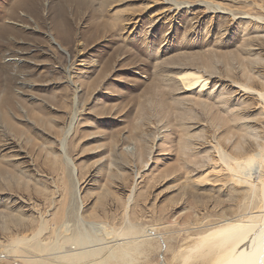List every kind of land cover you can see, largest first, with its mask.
Returning <instances> with one entry per match:
<instances>
[{
    "label": "rangeland",
    "instance_id": "rangeland-1",
    "mask_svg": "<svg viewBox=\"0 0 264 264\" xmlns=\"http://www.w3.org/2000/svg\"><path fill=\"white\" fill-rule=\"evenodd\" d=\"M18 1L0 0V264H209L187 246L261 206L228 167L264 156V0Z\"/></svg>",
    "mask_w": 264,
    "mask_h": 264
},
{
    "label": "bare ground",
    "instance_id": "bare-ground-1",
    "mask_svg": "<svg viewBox=\"0 0 264 264\" xmlns=\"http://www.w3.org/2000/svg\"><path fill=\"white\" fill-rule=\"evenodd\" d=\"M27 2L34 6L37 3V0H29ZM170 3L175 7L182 5V3L174 0H170ZM2 27L0 29H3ZM59 46L63 51H65L61 45ZM179 81L185 90H190L194 87L198 88V86L203 88L206 85L205 78H202L195 72L189 70H184L179 75ZM235 84L240 90L245 91V89H250L245 85H241L239 83ZM254 93L262 99L264 104V92L260 91ZM233 165L234 166L228 167L235 175L231 177V179L236 183L245 184V186L249 189L248 191H251L253 195L257 194V196H259L258 198L261 202L260 210L252 213L250 212L246 219L226 220L225 223L218 228H212L213 230L200 235L193 242V244L187 246V248L189 247L190 250H198L200 247H203V249L206 248L207 255L209 256V261L207 263L209 264H264L263 153L261 154V157H247L245 159H241Z\"/></svg>",
    "mask_w": 264,
    "mask_h": 264
}]
</instances>
